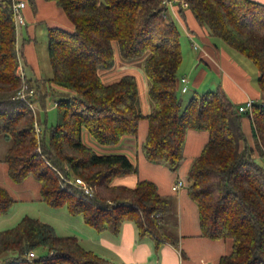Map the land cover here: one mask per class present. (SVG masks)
I'll return each mask as SVG.
<instances>
[{"label": "trees", "instance_id": "1", "mask_svg": "<svg viewBox=\"0 0 264 264\" xmlns=\"http://www.w3.org/2000/svg\"><path fill=\"white\" fill-rule=\"evenodd\" d=\"M50 1L63 11L72 29L47 28L51 77L45 81L62 92L55 101L56 123L41 129L30 104L38 100L44 107L45 94L18 73L20 50L12 0H0V139L6 143L1 161L9 181L17 185L32 178L39 186L38 201L65 207L70 216L80 215L98 232L117 234L123 222L131 221L141 236L176 245L173 230L163 222L174 211V196L160 194L148 179L138 180L132 188L113 185L116 177L135 173L136 166L125 154H98L83 142L82 134L86 132L98 145H115L125 136H135L144 119L145 160L176 171L183 160L186 132L206 131L207 140L190 164L185 188L196 205L199 236L230 241L229 253L220 256L217 264H264V168L255 158V153L264 158V102L254 103L250 114H241L217 87L194 93L181 107L177 78L181 32L166 20V0ZM183 2L210 37L252 62L264 97V4ZM115 47L121 63L142 60L151 105L146 115L140 110L135 75L124 73L109 83L101 78L114 66ZM23 85L25 99L17 97ZM243 117L250 120L253 146L241 129ZM75 178L91 187V197ZM14 202L0 186V215ZM38 248L46 255L29 258ZM0 264L106 261L84 249L74 235L60 236L49 223L24 215L13 227L0 231Z\"/></svg>", "mask_w": 264, "mask_h": 264}, {"label": "crops", "instance_id": "2", "mask_svg": "<svg viewBox=\"0 0 264 264\" xmlns=\"http://www.w3.org/2000/svg\"><path fill=\"white\" fill-rule=\"evenodd\" d=\"M16 1L25 3L22 9L23 24L16 28V45L24 58V63L29 64L34 80L27 78L23 67L21 71L23 76L33 85V82L38 81L40 76L32 46L34 40L32 24L34 22L45 21L47 28L57 26L67 30L72 29V24L53 1ZM257 1L264 4V0ZM165 14L166 20L174 22L181 32L180 44L181 51L184 46V56L182 53V62L178 69L179 74L177 73V78H187L188 90L191 88L194 90L193 93H202L208 90L209 86H215L214 89L220 87L237 106L242 105L248 99L253 100L254 103L264 102V97L259 90L252 87L249 83L247 74L237 62L230 47L227 48V45L226 47L220 43L222 41L210 37L207 29L195 21L184 5L183 0H166ZM24 28L28 37L27 39L23 38ZM192 41L198 45V49L192 47ZM190 49H194L197 52L194 53ZM114 59V66L101 73L102 80L105 83L112 82L116 77L115 73H121L120 76L124 73L135 75L140 110L142 114H148L151 111V105L147 95L148 84L142 68L134 65L135 63H121L118 52L115 54V51ZM209 75L213 80V85L206 86L204 83L210 82L208 80ZM50 88L56 93L62 92L58 87ZM241 129L245 135L246 142L250 146H253L248 117L241 119ZM146 132L147 121L143 119L138 124L137 133L134 138L132 136H125L117 143L122 151L134 153V163L132 160L131 162L136 166L137 171L116 177L112 181V184L132 188L138 180L148 179L156 184L160 194L173 195L174 211L165 216L163 222L173 230L177 238V244L173 245L164 241L158 242L150 235L141 236L135 224L131 221L123 222L119 232L113 234L107 230L98 232L87 226L80 215L70 216L69 214L67 215L70 218L64 222V227L67 229L63 232L66 234L58 235H74L84 249L92 251L95 255L105 260L106 264H217L220 256L229 253L231 249L230 241L210 240L200 237L195 203L187 196L186 189L184 190L181 187L176 191L171 190V186L178 179L182 180L184 185V179L186 180L191 162L199 154L207 140V132L202 130H188L186 132L183 146V160L176 171L169 170L163 164L149 163L145 160L141 151V144L146 136ZM83 135H85L86 140L91 139L86 132H83L82 137ZM4 143L5 141L0 139V170L3 174V176L0 174V181L3 182V187L5 186L11 195L14 189L25 200H37L39 186L35 180L27 178L17 185L9 181L6 174V166L1 161L6 149V143ZM255 158H260L257 153H255ZM32 253L34 254V252Z\"/></svg>", "mask_w": 264, "mask_h": 264}, {"label": "rangeland", "instance_id": "3", "mask_svg": "<svg viewBox=\"0 0 264 264\" xmlns=\"http://www.w3.org/2000/svg\"><path fill=\"white\" fill-rule=\"evenodd\" d=\"M46 25L47 24L45 21L34 22L32 24V29H33L32 32L34 33V40H33L32 46L34 50L35 62L37 65L39 76H40V79L38 81L33 82V86L38 92L45 94L44 107L39 103L38 100L35 103H33L32 106H33L34 113H35V120L38 122L41 129H44L45 127L48 128L49 126L54 125L56 123L55 101L59 99L61 96V94L56 93L54 90H52L50 88V85L45 81V79L51 77V68L49 65L48 53H47V26ZM69 30H71V28ZM23 38H26V39L28 38L26 36L25 28H24ZM220 43L223 44V46H226L224 43L222 42ZM190 50L194 53L197 52L194 49H190ZM230 50L231 52H233L234 57L236 58L237 62L239 63L243 71L247 74L249 83L252 85V87L258 90L257 82H256L258 72H257L256 67L246 57L240 55L238 52H236L235 50L231 48ZM182 53L184 56V46L182 48ZM115 54H117L116 47H115ZM134 65H138L141 67L142 60H138L137 62H135ZM19 66H20L19 70H21L22 67L25 69L28 79L31 78L32 80H34L33 79L34 76H33V73L31 71L29 64L24 63V58L20 55V53H19ZM120 74L121 73L119 74L115 73L116 77L112 81L117 80L120 77ZM213 78L215 79L214 76ZM208 80H210V82L209 83L206 82L204 84L206 86L213 85L212 84L213 80L210 75L208 76ZM214 87L215 86H209L208 90H214ZM193 92L194 90L191 88H189V90H187V92L185 93L178 92V97L181 101V107H183L186 104V102L192 96H194ZM132 137L134 138L135 136H132ZM82 139L85 144L92 147L98 154L122 153V154L127 155L128 158L132 160V162L134 161V153L122 151L120 147H118V144L101 146L95 143L91 139L86 140L85 135H83ZM0 152H1V147H0ZM256 161L264 168V158H257ZM0 174H2L1 170H0ZM184 182L185 183L182 186V188L185 190L186 188L185 179H184ZM2 183L3 182L0 181V185ZM1 186H3V184ZM11 196L14 198L15 202L13 203V205L10 207V209L5 215H0V231L13 227L24 215H27L29 217L33 216V218H37L43 222L49 223L51 226L55 227L54 229L57 234H60V235L66 234L65 232H63V231H66L67 229L64 227L65 226L64 222L67 221L68 218H70V216L68 217L67 215L68 213L65 207L52 208L38 200H34V199L25 200L21 198L20 194H18V192H15L14 189L12 190ZM34 216H37V217H34ZM43 255H46V250L42 248H38L34 251V257L43 256Z\"/></svg>", "mask_w": 264, "mask_h": 264}, {"label": "built area", "instance_id": "4", "mask_svg": "<svg viewBox=\"0 0 264 264\" xmlns=\"http://www.w3.org/2000/svg\"><path fill=\"white\" fill-rule=\"evenodd\" d=\"M184 5L186 6V3L184 2ZM25 6V3L22 2V1H16V0H12V14H13V20H14V25L15 27H19L20 25L23 24V14H22V9L24 8ZM192 47L194 49H197L198 48V45L195 43V42H192ZM18 73L19 75L23 78V74H22V71L19 70L18 68ZM179 82H180V92L181 93H185L187 91V78L186 77H181L179 79ZM26 86L23 85L21 90L17 93V97L18 98H22V99H25L26 97V93H24V90H25ZM28 95H32V92L30 91L28 93ZM253 100L251 99H248L244 102V104L242 105H239L237 107L238 109V112L240 113H251V109L253 107ZM32 110L34 111L33 109V106L32 104H30ZM36 127V131L38 132L39 131V128L37 125H35ZM75 181V184L80 186L83 190V193L87 196V197H91L92 196V189L91 187H89L81 178H75L74 179ZM183 186V182L182 180H177L172 186H171V190L172 191H176L178 190L180 187ZM29 258H33L34 257V254L32 252H30L28 254Z\"/></svg>", "mask_w": 264, "mask_h": 264}]
</instances>
